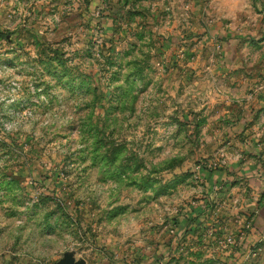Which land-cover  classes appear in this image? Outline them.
Returning a JSON list of instances; mask_svg holds the SVG:
<instances>
[{
  "label": "rangeland",
  "instance_id": "rangeland-1",
  "mask_svg": "<svg viewBox=\"0 0 264 264\" xmlns=\"http://www.w3.org/2000/svg\"><path fill=\"white\" fill-rule=\"evenodd\" d=\"M263 94L264 0H0V264H232Z\"/></svg>",
  "mask_w": 264,
  "mask_h": 264
},
{
  "label": "crops",
  "instance_id": "crops-1",
  "mask_svg": "<svg viewBox=\"0 0 264 264\" xmlns=\"http://www.w3.org/2000/svg\"><path fill=\"white\" fill-rule=\"evenodd\" d=\"M253 106L250 113L242 115L238 121V128L245 129L240 131L238 138L241 142L240 157L207 174L210 179L222 181L224 187L240 186L241 196L250 194L248 199L241 203L244 208L252 209V216L248 219V228L242 242L238 247L231 246L234 248L228 251L231 252L228 259L232 264H239L243 256L256 251L257 247L264 248V242L260 241L264 238V115H255L257 108L264 110V94L255 99ZM232 175H235L237 180L229 184L228 180Z\"/></svg>",
  "mask_w": 264,
  "mask_h": 264
},
{
  "label": "water",
  "instance_id": "water-1",
  "mask_svg": "<svg viewBox=\"0 0 264 264\" xmlns=\"http://www.w3.org/2000/svg\"><path fill=\"white\" fill-rule=\"evenodd\" d=\"M51 264H87L85 258H75L72 253H67L65 256Z\"/></svg>",
  "mask_w": 264,
  "mask_h": 264
},
{
  "label": "built area",
  "instance_id": "built-area-1",
  "mask_svg": "<svg viewBox=\"0 0 264 264\" xmlns=\"http://www.w3.org/2000/svg\"><path fill=\"white\" fill-rule=\"evenodd\" d=\"M228 240H229V243H235L236 238H235V236L229 235Z\"/></svg>",
  "mask_w": 264,
  "mask_h": 264
}]
</instances>
